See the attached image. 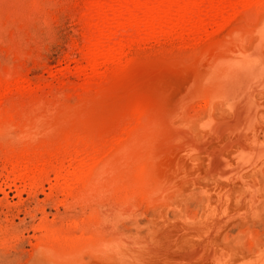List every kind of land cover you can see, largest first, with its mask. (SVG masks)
I'll return each instance as SVG.
<instances>
[{
	"label": "rangeland",
	"instance_id": "rangeland-1",
	"mask_svg": "<svg viewBox=\"0 0 264 264\" xmlns=\"http://www.w3.org/2000/svg\"><path fill=\"white\" fill-rule=\"evenodd\" d=\"M259 1L252 22L153 38L88 69L78 13L90 0H0V264H264ZM138 102L160 114L135 157L106 152L76 182L70 153L34 183L24 155L79 123L112 128ZM144 166L160 177L139 187Z\"/></svg>",
	"mask_w": 264,
	"mask_h": 264
},
{
	"label": "bare ground",
	"instance_id": "bare-ground-1",
	"mask_svg": "<svg viewBox=\"0 0 264 264\" xmlns=\"http://www.w3.org/2000/svg\"><path fill=\"white\" fill-rule=\"evenodd\" d=\"M258 2L260 1L90 0L87 7L78 13V22L81 25L79 36L83 44L82 46L86 50L83 56L84 68L93 69L99 64L113 63L117 55L121 54L127 48L140 45L146 41L148 42L153 38L157 40H167L171 35H177L183 38L190 35L198 37L201 32L205 30L206 26L210 27L211 31L209 32H211L213 37L224 27L230 25L238 16H245L251 21L250 16L253 14L257 15L259 12L260 3ZM256 15H253V17H256ZM155 104L156 103L146 102L131 104L132 106L128 107L126 110L124 108L125 111L120 114L121 116L116 114L118 116L117 125L112 128L109 126L111 120H106L107 123L109 122L110 124L108 123V128L105 129L102 125L100 126L101 128L91 126L83 127L85 123H82V126L80 123H77L78 126H71L72 130L68 128L69 132L65 135L63 133V137H60L61 139L58 141L56 140L57 142H53L52 140V142H47L46 145L38 146L33 149L32 152H30L32 150H30V147V151H28L30 153L24 155L21 160L29 166L28 170L33 174L32 180H34V183L38 184L41 183L43 179L45 180L51 169H61L63 167V161L66 155L70 153H74L75 155L80 154L81 158L75 167L67 173V178H71L76 182L84 181L92 173L94 168L99 165L100 156L104 153L106 154V152L117 153L118 151L125 150L127 154L125 158H129L130 160V158L135 157L136 151L131 152L128 147L134 140L138 139L146 132V130H148L147 127H151V124L158 118L157 115L160 113H157ZM160 108L161 107H159L158 110H164ZM112 119L113 121L115 120V118ZM160 119L161 121L164 120L162 116H160ZM103 123L105 122L102 121V124ZM58 135H60V133ZM135 162H138L137 159ZM133 164H131V166ZM140 164H143V162ZM148 166H150V164ZM156 175L160 177L158 174L152 172V168L149 169V167L147 168L144 166L141 167L138 171V177L135 178L139 179L140 184H138V186H145L148 182L150 184V179L156 178ZM59 177L63 176L61 175ZM55 187H57V184Z\"/></svg>",
	"mask_w": 264,
	"mask_h": 264
}]
</instances>
